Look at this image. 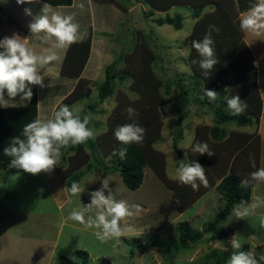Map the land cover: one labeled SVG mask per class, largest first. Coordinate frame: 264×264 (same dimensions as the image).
Segmentation results:
<instances>
[{"label": "rangeland", "instance_id": "1", "mask_svg": "<svg viewBox=\"0 0 264 264\" xmlns=\"http://www.w3.org/2000/svg\"><path fill=\"white\" fill-rule=\"evenodd\" d=\"M180 1L186 3L175 5L168 10V14L180 13L184 17L181 28L175 29L169 24L157 25L154 19L164 17L166 12L153 10V16L147 18L142 15L140 20L133 22L131 35L128 34L129 21L134 20L136 12L150 10L144 2L129 4L127 10H124L121 7L124 5L123 0L101 1L107 7L103 11H96V18L102 17L107 21L103 27L100 25L101 29L94 28V17L89 23L85 22L88 12L76 13L81 32L86 31L87 35L95 39L91 53L89 47L90 61L86 60L82 69L83 78L87 80L80 84L81 91H89L90 94L71 105L66 104L80 112L81 116L89 110L88 105H94V110L88 111L93 115L89 127L96 134V139L91 140L95 152L89 156L92 161L95 158L94 164L79 179L85 192L81 197L71 198V202L66 191V181L73 174H69L65 180L60 176V172L66 173L69 170L70 156L74 153L69 148L62 150L61 160L50 174L33 176L20 171L7 175L0 169V264H225L231 254L230 242L233 237L240 240L243 246L247 244L248 250L253 251L257 258L264 255V229L260 228L258 219L264 215V208L257 209L254 216L246 219L237 218L232 211L219 225V228L229 230L225 239H218L213 233H204L200 240L186 247L179 244V226L187 224L193 229L203 230L206 222L223 208L224 199L217 193L215 186L221 175L230 169L239 172L245 152L232 146L239 143L241 138L238 134H242L243 138L249 136L250 141L258 132L259 168L264 167V109L257 117V104L252 103L249 96L243 95L233 85L231 75L222 72V78L216 75L219 80L212 83L210 79L215 74L209 73L206 78L203 73L197 76L189 59L191 42L187 40L195 25L192 13L196 7L204 4L200 9V16L203 17L228 14L232 20L228 32L233 28L239 32L237 0ZM44 3L40 0L34 5H18L16 0H0V39L13 34L21 38L29 37L28 25L39 14ZM90 3L84 0V8ZM49 5L53 11L62 14L73 12V8L69 7L71 4ZM111 6L116 11H112ZM25 8L31 9L32 16L25 14ZM227 20L230 22V19ZM243 40L252 52V63L257 72V89L260 98L264 100V40H256L244 34ZM29 44L38 54H42L47 47L39 41L30 40ZM66 50H58L59 60L46 70L44 83L50 86L44 89L38 86L36 106L41 117L49 116L57 106L64 105L62 99L65 96L62 92H66L68 85L72 84V79L60 72L63 61H67ZM76 56L68 61L79 62L81 58ZM242 60L239 61L240 70L246 72L248 59ZM113 63H116L113 91L109 97L100 101L98 84L105 80V68ZM148 72H151V76H148ZM120 75L124 79L120 80ZM195 81L200 85L203 95L204 89L215 90L219 95H239L247 104L243 114L250 110L253 112L249 115L250 125L238 127L232 123L222 124L229 140L219 143L210 138L208 130L214 124L215 117L207 105L192 100L196 96ZM219 81L228 83L219 85ZM62 84L65 85L64 89L60 87ZM184 89L188 90L187 95ZM28 104L21 102L18 96L9 106ZM129 107L136 109L139 115L134 119L146 129L143 142L136 145L144 153L150 151L152 154L149 153V157L152 158L155 156L152 149L158 151L161 156L157 158V166L165 174L166 181L153 167L146 165L142 183L137 189H130L124 185L117 171L120 164L111 155H107L109 143L114 139L113 130L118 125L133 122L128 119L126 112ZM224 109L228 111L227 105H224ZM178 123L183 132L177 144L181 151L180 158L172 146ZM197 131L200 138L196 141L208 143L215 161L206 159L207 154L201 156L193 154L190 148L183 149L193 144ZM81 146L87 153L91 152L88 145ZM2 147H5L4 143ZM185 153L188 161L196 160L205 168L211 187L180 211L181 204L194 200L204 188L201 186L199 191H193L190 186H180L174 179L175 169L179 161L185 158ZM84 169L85 166H82L73 173ZM104 178L109 179V187L116 200H126L130 205L139 204L141 211L128 221L136 228L134 234L101 244L93 235L94 230H85L67 217L72 209L82 208L90 202L88 193L99 189ZM105 195H108L107 190ZM257 195L264 197V185L256 189L251 187V200Z\"/></svg>", "mask_w": 264, "mask_h": 264}, {"label": "clouds", "instance_id": "2", "mask_svg": "<svg viewBox=\"0 0 264 264\" xmlns=\"http://www.w3.org/2000/svg\"><path fill=\"white\" fill-rule=\"evenodd\" d=\"M39 2L40 0H16L18 5H34ZM77 7L81 11L84 9L83 3ZM24 11L26 15L32 16L30 8H25ZM237 19L242 34L256 40H264V0H254L246 10L239 13ZM28 29L31 34L29 37L21 38L13 34L0 39V107L8 108L10 102L18 96L21 102H30L33 97V86H39L41 89L49 86L44 83L46 70L59 60L58 50L68 49L87 38V32L80 30L76 13L62 14L53 11L47 3L42 5L39 14L28 25ZM219 31L216 25H209L201 40L191 42V47L200 58L199 67L205 77L219 62L212 35L213 32L218 34ZM30 40L47 45L45 51L38 54L30 46ZM205 98L211 103L217 101L220 96L215 90L204 89V95L200 99ZM223 99L232 116L242 115L247 108V104L239 95H226ZM126 112L128 119L133 122L118 125L113 130L114 139L119 147L114 148L112 155H119L121 160L126 157L129 146L143 142L146 133V129L134 119L139 115L136 109L129 107ZM92 119L91 112L81 117L80 112L74 111L67 104L57 106L47 117L38 115L32 122L25 124L21 135L13 137L9 146L4 148V155L10 158L8 167L33 176L52 173L61 160L62 150L96 139L94 130L89 127ZM189 148L193 154L201 156L207 154L210 157L214 155L206 142H196L183 149ZM186 153L185 158L179 161V166L175 169L174 179L180 186H190L193 191H199L201 186L207 188L209 181L205 168L196 160L188 161ZM250 166L255 170L241 179L239 184L241 188L256 189L264 185V167L257 168L251 155ZM109 183V179L104 178L99 189L88 193L90 202L82 208L72 209L67 217L85 230H94L93 235L101 244L134 234L136 228L128 221L141 211L139 204L130 205L126 200H116ZM66 191L71 202V198L81 197L85 187L73 181ZM261 208H264V197L257 195L250 203L242 201L236 205L233 213L239 219H246L254 216L256 210ZM258 219L260 228L264 229V215H260ZM242 247L240 240L233 237L230 242L231 254L225 264H264V255L257 258L253 251L241 250Z\"/></svg>", "mask_w": 264, "mask_h": 264}, {"label": "trees", "instance_id": "3", "mask_svg": "<svg viewBox=\"0 0 264 264\" xmlns=\"http://www.w3.org/2000/svg\"><path fill=\"white\" fill-rule=\"evenodd\" d=\"M45 3L51 5H68L71 4L72 0H43ZM124 5L121 7L124 10H127V5L129 4H137L138 2H144L147 7L150 9L149 11H142L136 12L135 18L133 21H129V28L128 34H132V24L136 20H140L141 16L144 15L145 17H150L154 15L153 10L158 11H165L168 10L170 7L176 4H184L186 2H182L180 0H123ZM238 2V12H242L246 10L254 0H237ZM198 6V5H197ZM204 6L200 5L196 7L194 12L192 13V18L195 19V25L188 35V40L192 42L193 40H201L208 30L209 25H216L220 31L218 34L213 32V38L215 40V52L216 57L218 59L217 65H215L214 69L210 73H214V78L210 79L212 83L217 82L219 79L215 76H220L222 78L223 74L231 75V81L233 85H236V88L240 90V92L250 97V101L252 103L257 104V117H259V113L261 112V98L259 96V91L257 89L256 83V68L253 65V55L249 47L245 44L243 40V34L240 31H235L234 28L231 32H228V27L232 24V20L229 15H209L207 17L200 16V9ZM143 16V17H144ZM227 16V17H225ZM183 16L180 13H175L174 15H170L166 13L164 17L158 16L154 19V22L157 25L169 24L173 26L175 29H179L182 27V20ZM230 19V22L227 20ZM238 18V17H237ZM144 20V18H143ZM149 26V25H148ZM224 26V27H223ZM131 27V28H130ZM218 37H217V36ZM91 35H87V38L83 40V42H79L73 44L66 50L65 58L67 61H63L61 65V74L65 76H75L79 77L84 64L88 57L89 47H90V39ZM77 55V56H76ZM81 58L79 62L68 61L73 59V57ZM241 56V57H240ZM240 57V58H239ZM248 59V68L246 72H241L240 70V62L243 61L242 59ZM65 59V60H66ZM190 62L192 63V68L195 74L202 75L203 71L199 67V56L195 49L191 47L190 43V54H189ZM193 61H197V63H193ZM116 63H113L105 68V80L98 84V98L100 101H103L107 97H109L113 91L114 87V77L116 73L114 72V66ZM235 68L232 71V68ZM148 76H151V72H148ZM206 78V77H205ZM119 79H124L123 75L119 76ZM209 79V78H208ZM86 79L79 78L74 86V88L62 99L64 104L69 103L70 105L73 104L76 100L83 96H88L90 93L89 91L82 92L80 89L81 82L85 81ZM181 81V80H180ZM198 83V82H197ZM219 85L224 83H228L227 81H219ZM192 84V83H190ZM194 89L196 92V96L192 98L194 102H198L200 104L207 105L208 110L213 113L215 117L214 124L209 127L208 134L210 138L212 137L215 141L227 142L229 139L226 135V130L222 128V124H234L238 127H244L250 125L251 119L249 115L253 112L250 110L249 112L246 111L245 114L239 116H232L229 114L228 111L224 109V105H226L225 100L223 97L225 96L221 93L219 96L220 98L215 102H209L207 98L200 99L203 96L202 91L200 89V85L196 84V81L193 82ZM157 85V82H156ZM198 85V86H196ZM158 86V85H157ZM184 94H188V90L184 89ZM36 93H37V86H33V97L28 105L26 106H8V108H0V169L5 171V174L12 175L18 173L20 171L16 169H10L8 167L9 164V157H6L3 153L5 147L9 146L11 139L15 136H19L22 133V129L25 124L28 122H32L34 119L37 118V106H36ZM64 93V92H62ZM166 101H162L164 103ZM206 102V103H205ZM160 104V103H159ZM255 104V105H256ZM87 108L92 111L94 110V105H88ZM88 110V111H89ZM86 110L84 114L88 113ZM83 117V115L81 116ZM175 131L173 138H172V146L178 156L181 157V151L178 150L177 144L179 139L182 137V127L180 123L175 126ZM240 141L239 143L233 144L234 149H239L243 151L244 157L241 161V167L238 168L239 172H236L234 169H230L229 172H226L221 175L218 183L215 186L217 193L224 199V206L223 208L217 212L213 218L206 222V227L203 230H196L191 228L189 225H181L178 227L179 233V244L181 247H186L190 243L200 240L204 233H213L218 239H225L229 235V230L226 228H219L221 222L226 219L233 208L241 204L242 201L249 202L251 200V187L249 188H241L239 186L241 179L246 177L250 172L254 171L250 166V155L253 159H255L256 167L259 168V155H260V136L258 132H255L253 138L249 141V136L242 137V134H238ZM199 132L195 133V138L193 144L198 141ZM155 140V139H154ZM153 140V141H154ZM197 140V141H196ZM2 142V143H1ZM247 142V143H246ZM5 144V147H2V144ZM91 149L90 153H87L83 147H70L69 149L72 150L74 153L71 158V163L69 165V170L65 171L66 173L60 172L61 178L65 180L69 174H73L70 179L66 181L68 187H70L73 181L79 182L81 176L84 173L89 171L94 164L95 158L90 160L89 156L94 155L95 147L94 143L89 140L85 143ZM109 147L107 151V155H111L119 164L120 166L117 168L119 175L121 177L122 182L124 185L130 189H137L140 184L142 183L143 176H144V167L146 165H150L153 167L157 172H159L160 177L166 181L165 174L161 172L157 166V158L161 156L158 151L152 152L155 154L154 158L149 157V153L152 154L150 151L144 153L140 150V148L136 144H132L128 147V153L126 157L121 160L119 155H112L114 148H118L119 144L114 141L109 143ZM208 156V155H207ZM206 156V159L215 161V156ZM64 158V157H63ZM152 158V159H151ZM73 161V162H72ZM164 162V159H163ZM207 162V161H206ZM85 166L83 171L73 173L74 171L78 170L80 167ZM70 176V175H69ZM167 183V182H166ZM211 185H208L207 188H203L202 191L194 198V200L188 202L187 204H181L179 206L180 211H183L188 205H190L193 201L199 198L205 191H207ZM174 193H179L175 191ZM174 195V194H173ZM163 250L167 251V249ZM242 250H248V245L244 244Z\"/></svg>", "mask_w": 264, "mask_h": 264}, {"label": "crops", "instance_id": "4", "mask_svg": "<svg viewBox=\"0 0 264 264\" xmlns=\"http://www.w3.org/2000/svg\"><path fill=\"white\" fill-rule=\"evenodd\" d=\"M83 1L84 0H72L71 1V5L69 6V7H71V8H73V12L72 13H79V12H81V10L77 7V5H79V4H81V3H83ZM88 1H90L91 3L87 6V8L85 7L84 9H83V13L84 14H86V12H88V14L89 15H85L86 17H87V19L85 20V22L86 23H89L90 22V20H91V18L92 17H94V20L92 21V22H96V26H94V28H96V29H101V28H99V27H101L100 25H102V27H103V25L107 22L104 18H102V17H99V18H96V11H103V10H105L107 7L106 6H104V5H102L101 4V1H103V0H88ZM98 3V4H97ZM87 5V4H86ZM176 5H178V4H176ZM175 6V5H174ZM174 6H172V7H174ZM172 7H170L168 10H170V9H172ZM115 8V7H114ZM114 8H113V6H111L110 7V9L112 10V11H116V10H114ZM118 10V9H117ZM168 10H165V12L166 13H168ZM81 12V13H82ZM165 13V14H166ZM91 14V15H90ZM90 18V19H89ZM98 23H100L98 26H97V24ZM91 46H90V53L92 52V50L94 49V42H95V39L94 38H91ZM95 46H98V45H95ZM263 53V52H262ZM262 53L260 54V56L259 57H257L258 59L261 57V55H262ZM90 58H91V54L88 56V58H87V61H90ZM255 59V58H254ZM255 61H257V60H255ZM83 71H81V73H80V75H79V77H75V76H67V78H71L72 79V84L69 86L68 85V87H67V90H66V92H64L63 94H64V96L65 95H67L66 93L67 92H70L73 88H74V86H75V84H76V82H77V80L79 79V78H83ZM81 76V77H80ZM83 79H85V78H83ZM87 80V79H86ZM54 84H52V86H53ZM59 85V84H58ZM57 85V86H58ZM50 86V85H49ZM62 89H64L65 88V85L64 84H62L61 86H60ZM61 89V90H62ZM37 90H38V86H37ZM262 99V98H261ZM263 109H264V100L262 99V106H261V111H263ZM201 197V196H200ZM199 199V198H198Z\"/></svg>", "mask_w": 264, "mask_h": 264}]
</instances>
